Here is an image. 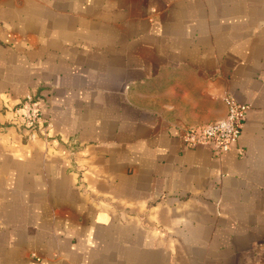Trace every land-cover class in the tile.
<instances>
[{"label": "crops", "instance_id": "crops-1", "mask_svg": "<svg viewBox=\"0 0 264 264\" xmlns=\"http://www.w3.org/2000/svg\"><path fill=\"white\" fill-rule=\"evenodd\" d=\"M0 264H264V0H0Z\"/></svg>", "mask_w": 264, "mask_h": 264}, {"label": "built area", "instance_id": "built-area-1", "mask_svg": "<svg viewBox=\"0 0 264 264\" xmlns=\"http://www.w3.org/2000/svg\"><path fill=\"white\" fill-rule=\"evenodd\" d=\"M225 101L228 112L224 118L184 130L182 140L186 146L208 144L218 152L232 148L241 134L249 106L231 96H226ZM15 112L20 118L21 133L30 139H35L50 125L40 109L38 97L27 95Z\"/></svg>", "mask_w": 264, "mask_h": 264}, {"label": "rangeland", "instance_id": "rangeland-1", "mask_svg": "<svg viewBox=\"0 0 264 264\" xmlns=\"http://www.w3.org/2000/svg\"><path fill=\"white\" fill-rule=\"evenodd\" d=\"M20 120V118H18Z\"/></svg>", "mask_w": 264, "mask_h": 264}]
</instances>
